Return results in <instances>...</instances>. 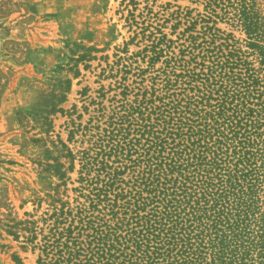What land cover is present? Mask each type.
I'll list each match as a JSON object with an SVG mask.
<instances>
[{
  "label": "trees",
  "instance_id": "16d2710c",
  "mask_svg": "<svg viewBox=\"0 0 264 264\" xmlns=\"http://www.w3.org/2000/svg\"><path fill=\"white\" fill-rule=\"evenodd\" d=\"M197 1L205 14L176 41L151 33L146 69L123 65L120 98L69 131L88 145L63 146L79 186L73 202L55 189L37 201V264H264V0Z\"/></svg>",
  "mask_w": 264,
  "mask_h": 264
},
{
  "label": "rangeland",
  "instance_id": "374dc122",
  "mask_svg": "<svg viewBox=\"0 0 264 264\" xmlns=\"http://www.w3.org/2000/svg\"><path fill=\"white\" fill-rule=\"evenodd\" d=\"M204 14L197 0H0V264H37L39 251L27 239L29 223L43 227L47 205L39 199L55 189L73 202L79 162L68 172L66 149L75 155L88 147L78 136L68 142L73 126L85 125L98 102L110 107L120 98L122 66L146 69L152 38L176 41ZM216 27L244 38L226 23ZM65 81L57 105L53 96ZM55 104L62 112L49 114ZM33 106L49 125L34 121ZM55 163L63 164L65 183L48 169Z\"/></svg>",
  "mask_w": 264,
  "mask_h": 264
}]
</instances>
